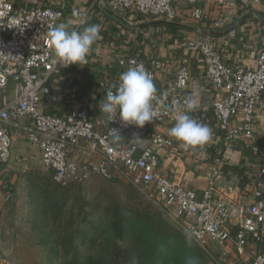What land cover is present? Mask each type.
<instances>
[{"label": "built area", "instance_id": "2783aa9c", "mask_svg": "<svg viewBox=\"0 0 264 264\" xmlns=\"http://www.w3.org/2000/svg\"><path fill=\"white\" fill-rule=\"evenodd\" d=\"M177 5L190 9L194 23L211 22L216 28L233 24L234 16L228 11L252 10L255 6L264 10V0H93V6L120 18L133 12L165 23L178 21ZM213 11H217L216 16ZM63 17V11L50 6L16 9L13 0H0V92L11 80L15 84L13 98L0 108V177L12 157L11 128H21L20 124L30 119L32 124L25 123L22 129L57 184L126 178L146 189L171 213L212 264H256L257 258L264 256V168L246 192L237 185L218 183L222 159L216 158L201 194L160 172L159 151L169 155L175 152V141L161 129L174 124L176 117L185 112L191 79L189 65L177 69L162 95L156 92L153 106L159 116L142 129L125 125L115 116L112 123L105 117L102 128L87 107L64 116L44 112L42 101L52 94L53 79L74 66L64 67L46 41L48 31ZM78 18L77 31L86 24V15L79 14ZM184 46L205 61V77L218 94L212 105L218 131L228 144L242 141L258 154L254 129L255 115L264 106V47L256 67L250 69L227 64L208 35L199 33L187 39ZM118 64L122 73L142 65L154 84L167 70V63L159 58L145 63L137 56H128L120 58ZM101 87L112 88L106 82ZM162 99L167 100V106H158ZM111 129L121 135L118 140ZM4 196L8 200L9 192ZM0 264L12 262L0 252Z\"/></svg>", "mask_w": 264, "mask_h": 264}, {"label": "crops", "instance_id": "0c3cea01", "mask_svg": "<svg viewBox=\"0 0 264 264\" xmlns=\"http://www.w3.org/2000/svg\"><path fill=\"white\" fill-rule=\"evenodd\" d=\"M16 9L50 6L63 11L60 23L71 20L70 29L76 28L79 14L86 15V24L100 25V39L92 46L85 66L74 65L52 81V94L42 101L44 112L67 115L83 107L90 108L94 120L105 127V116L100 112V101L109 89L101 83L111 84L116 91L118 80L123 72L119 59L137 56L145 63L159 58L167 63V70L159 74L155 81L156 92L162 95L167 83L175 77L177 69L189 65L191 79L187 94L196 101V108L191 115L199 123L211 129L209 140L195 150L185 149L168 135L174 124L164 125L161 131L175 141V152L159 151L160 172L171 176L183 187L201 194L207 187L208 175L214 168V160L222 159L220 166V185H237L244 191L251 190L259 171L264 168V106L255 115V140L259 153L254 154L245 147L244 142L228 144L215 125L212 109L218 94L212 90L205 77L206 64L202 56L186 50L185 41L201 33L211 37L216 50L229 65H243L254 69L259 52L264 47V10L255 6L252 10L228 11L234 16V22L226 28H216L211 22L194 23L190 19V9L177 5L178 21L165 23L154 21L133 12L124 18L117 17L109 10L93 6V0H13ZM217 11L212 15L216 16ZM59 23V24H60ZM235 31V36L232 35ZM0 103L5 104L14 96V89L7 87ZM7 98V99H6ZM166 99L159 101V107L167 106ZM32 124L28 119L21 128L12 127V157L4 167L0 177V193L10 191L15 180L14 166L23 161L32 162L40 159L36 146L32 145L22 129L25 124ZM152 131V130H151Z\"/></svg>", "mask_w": 264, "mask_h": 264}, {"label": "rangeland", "instance_id": "374dc122", "mask_svg": "<svg viewBox=\"0 0 264 264\" xmlns=\"http://www.w3.org/2000/svg\"><path fill=\"white\" fill-rule=\"evenodd\" d=\"M13 168L10 198L0 193V252L12 264H187L193 255L212 264L177 219L126 178L61 186L40 159Z\"/></svg>", "mask_w": 264, "mask_h": 264}, {"label": "clouds", "instance_id": "9594fccd", "mask_svg": "<svg viewBox=\"0 0 264 264\" xmlns=\"http://www.w3.org/2000/svg\"><path fill=\"white\" fill-rule=\"evenodd\" d=\"M71 23L69 20L51 28L46 35V41L64 67L85 66L92 46L100 39V25L90 24L82 31H77L70 29ZM119 79L116 91L109 89L100 101V112L111 123L119 117L125 125H134L141 129L146 124H151L159 116L158 109L153 106L156 88L151 74L142 65H138L122 73ZM184 107V114L176 117L175 125L170 128L168 135L181 147L195 150L209 140L211 129L188 114L196 108L193 98H186ZM111 131L117 140L121 137L115 129ZM262 261L264 256L258 257L256 264H261ZM189 264H196V261L190 260Z\"/></svg>", "mask_w": 264, "mask_h": 264}, {"label": "trees", "instance_id": "16d2710c", "mask_svg": "<svg viewBox=\"0 0 264 264\" xmlns=\"http://www.w3.org/2000/svg\"><path fill=\"white\" fill-rule=\"evenodd\" d=\"M156 231L157 232H160L159 234H162L161 232H162V230H161V228L160 227H157L156 228ZM204 253V252H203ZM183 258L185 257V255H187V250L186 249H184L183 250ZM190 258V260H193V259H195L196 257L193 255V256H191V257H189ZM189 258H188V263L187 264H189ZM186 264V263H185Z\"/></svg>", "mask_w": 264, "mask_h": 264}]
</instances>
